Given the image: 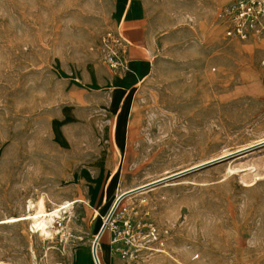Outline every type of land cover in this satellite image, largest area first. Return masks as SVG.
Wrapping results in <instances>:
<instances>
[{
  "label": "rangeland",
  "instance_id": "1",
  "mask_svg": "<svg viewBox=\"0 0 264 264\" xmlns=\"http://www.w3.org/2000/svg\"><path fill=\"white\" fill-rule=\"evenodd\" d=\"M124 1L0 0V219L79 199L50 238L0 224V261L94 264L116 197L183 172L121 199L100 264H264V142L218 158L264 138V35H224L233 0H130L151 69L114 97L99 38Z\"/></svg>",
  "mask_w": 264,
  "mask_h": 264
},
{
  "label": "built area",
  "instance_id": "2",
  "mask_svg": "<svg viewBox=\"0 0 264 264\" xmlns=\"http://www.w3.org/2000/svg\"><path fill=\"white\" fill-rule=\"evenodd\" d=\"M216 15L227 24L224 29L227 38L244 40L251 35H264V0H233L220 7ZM99 42L108 67L113 71L121 69L124 66L123 56L127 43L118 29L104 32ZM125 210L126 208H122L113 214L108 226L115 222L114 216H122ZM122 220L123 231L128 233L131 228L129 218L125 217ZM151 233L154 232L151 230ZM153 237L156 239V236Z\"/></svg>",
  "mask_w": 264,
  "mask_h": 264
},
{
  "label": "crops",
  "instance_id": "3",
  "mask_svg": "<svg viewBox=\"0 0 264 264\" xmlns=\"http://www.w3.org/2000/svg\"><path fill=\"white\" fill-rule=\"evenodd\" d=\"M129 1L125 0L116 11L117 29L127 43L123 56L124 68L119 73H107L108 76L104 79L107 84L105 89L111 95L115 92L114 97L118 90H128L133 84L145 78L151 69L150 31L141 14L140 2H138L139 7L131 8ZM92 262L94 263L93 259Z\"/></svg>",
  "mask_w": 264,
  "mask_h": 264
},
{
  "label": "bare ground",
  "instance_id": "4",
  "mask_svg": "<svg viewBox=\"0 0 264 264\" xmlns=\"http://www.w3.org/2000/svg\"><path fill=\"white\" fill-rule=\"evenodd\" d=\"M132 5H133V3H132ZM261 142H264V138H262V139H260L258 141H255L254 143H252L250 145L243 146V147H241V148H239V149H237V150H235L233 152H227V153H224L222 155H219L218 158L221 157V156H225V155H229L231 153L238 152V151L241 152L242 150H245L246 148H248L250 146H253L254 144H259ZM207 161L208 160L199 162V163L193 165V167L197 166V165H200V164H203V163H205ZM190 168H192V167H190ZM232 170L233 169H230V172L233 173ZM177 173H172V174L160 177L158 179H155L152 182H155V181H158V180H162L164 178H167V177H169V176H171L173 174H177ZM144 185H146V184H144ZM144 185H141V186H144ZM130 190H132V189H130ZM78 200L79 199L65 200V201H63L61 203H58L55 207H53L51 209H47L45 207V200H44V198L42 196H39L35 201H31V200L28 199L27 203L25 204V210H24L25 212H23V213H21L19 215H12V216L0 219V224L25 223L27 225V230H28L29 233L37 234V235L41 236L44 239L45 238H50L53 235V233L57 231L55 226H54V223L57 220H61L63 218V215H64L63 213H65L66 211L70 210L72 208V206L75 204V202L78 201ZM57 222H59V221H57ZM95 238H96V236H95ZM95 238H94V240H95ZM94 240L92 241V243L94 242ZM31 253L33 254V250H31ZM90 254H92V244H91ZM96 255H97V258L99 260L98 253H97V247H96ZM99 263H100V261H99ZM0 264H11V263L0 261ZM34 264H37V263L34 262Z\"/></svg>",
  "mask_w": 264,
  "mask_h": 264
},
{
  "label": "water",
  "instance_id": "5",
  "mask_svg": "<svg viewBox=\"0 0 264 264\" xmlns=\"http://www.w3.org/2000/svg\"><path fill=\"white\" fill-rule=\"evenodd\" d=\"M200 166H202V165H200ZM197 167H199V166H195V167H193V168H190V169H188V170H184V171L186 172V171H189V170L195 169V168H197ZM180 173H183V172H179V173H177V174H173L172 176H169V177H167V178H170V177L176 176V175H178V174H180ZM167 178H164V179H162V180H158V181L152 182V183H150V184H146V185H144V186H141V187H139V188H135V189H133V190H127V191H125V192L120 193V194L116 197V199L114 200V202H113V204H112V206H111L109 212H108L107 215H106V218H105L104 222L102 223V225H101V227H100V229H99V231H98V233H97V235H96V238H95L94 242L92 243V258H93L95 264H100V263H99V260H98V258H97V255H96V247H97L98 239H99V237L101 236V234L103 233V230H104V228H105V226H106V223H107V222L109 221V219L111 218V216H112V214H113L115 208L117 207V205H118V203L121 201V199H123L125 196H127V195H129V194H131V193L139 192V191H142V190H144V189H147V188L151 187L152 185H154V184H156V183H159V182H162L163 180H166Z\"/></svg>",
  "mask_w": 264,
  "mask_h": 264
}]
</instances>
